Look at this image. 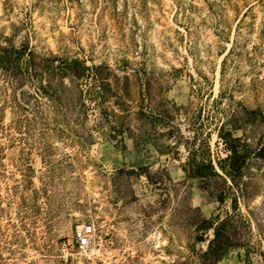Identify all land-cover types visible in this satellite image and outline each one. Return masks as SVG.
<instances>
[{
  "label": "rangeland",
  "instance_id": "1",
  "mask_svg": "<svg viewBox=\"0 0 264 264\" xmlns=\"http://www.w3.org/2000/svg\"><path fill=\"white\" fill-rule=\"evenodd\" d=\"M0 264H264V0H0Z\"/></svg>",
  "mask_w": 264,
  "mask_h": 264
},
{
  "label": "built area",
  "instance_id": "2",
  "mask_svg": "<svg viewBox=\"0 0 264 264\" xmlns=\"http://www.w3.org/2000/svg\"><path fill=\"white\" fill-rule=\"evenodd\" d=\"M95 227L91 222H86L85 224L75 226L73 232L74 243L78 249H89L93 243L95 237Z\"/></svg>",
  "mask_w": 264,
  "mask_h": 264
},
{
  "label": "trees",
  "instance_id": "3",
  "mask_svg": "<svg viewBox=\"0 0 264 264\" xmlns=\"http://www.w3.org/2000/svg\"><path fill=\"white\" fill-rule=\"evenodd\" d=\"M222 200H223V197L220 196L218 198V201H222ZM203 221H205L203 224L204 225L203 228L213 229V237L208 239V244L212 248V251L214 250L213 253L217 252L219 251V249L223 248V244L220 239V235H221L220 228L223 226L224 222L221 221L216 226H213L212 222H210L208 219H205Z\"/></svg>",
  "mask_w": 264,
  "mask_h": 264
},
{
  "label": "bare ground",
  "instance_id": "4",
  "mask_svg": "<svg viewBox=\"0 0 264 264\" xmlns=\"http://www.w3.org/2000/svg\"><path fill=\"white\" fill-rule=\"evenodd\" d=\"M83 224H85V223H82V224H78V226H81V225H83ZM95 238V237H94ZM94 241H95V239H93V243H94ZM93 243H92V245H91V247L89 248V249H85V250H89L90 252H85V255H87V256H90L89 258H92V256L95 254V251H94V249L92 250V248H93ZM163 243H165L164 241H163ZM162 244V242L160 241V244L158 245V246H160ZM84 250V249H83Z\"/></svg>",
  "mask_w": 264,
  "mask_h": 264
}]
</instances>
